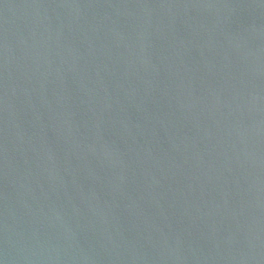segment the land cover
<instances>
[{
    "label": "water",
    "instance_id": "95a60500",
    "mask_svg": "<svg viewBox=\"0 0 264 264\" xmlns=\"http://www.w3.org/2000/svg\"><path fill=\"white\" fill-rule=\"evenodd\" d=\"M0 264H264V0H0Z\"/></svg>",
    "mask_w": 264,
    "mask_h": 264
}]
</instances>
